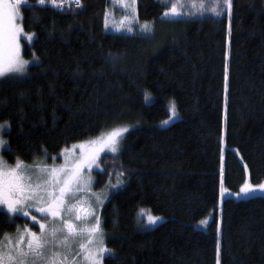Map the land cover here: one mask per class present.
Segmentation results:
<instances>
[{"label": "trees", "instance_id": "obj_1", "mask_svg": "<svg viewBox=\"0 0 264 264\" xmlns=\"http://www.w3.org/2000/svg\"><path fill=\"white\" fill-rule=\"evenodd\" d=\"M80 3L20 6L19 26L34 34L30 43L21 38V54L36 61L25 75L0 80L4 159L50 160L131 125L119 152L100 162L106 170L115 161L125 174L102 209L111 250L102 264H217L218 239L220 264H264V195H232L247 174L252 184L264 181V0H232L219 16L215 0H181L176 17L163 13L177 0L127 9ZM129 12L131 23L122 17ZM170 101L180 117L160 127ZM94 173L104 185L102 171ZM140 208L164 220L141 230ZM209 215L206 229L195 226ZM26 223L0 212V239Z\"/></svg>", "mask_w": 264, "mask_h": 264}, {"label": "snow or ice", "instance_id": "obj_2", "mask_svg": "<svg viewBox=\"0 0 264 264\" xmlns=\"http://www.w3.org/2000/svg\"><path fill=\"white\" fill-rule=\"evenodd\" d=\"M40 5L46 2L51 3L52 7L63 10L65 3H74L77 7H82L80 0H36ZM114 7H124L127 9L135 5L137 0H110ZM163 7H167L171 0H159ZM220 6V10L213 7L211 11L219 16L225 10L231 8L232 0H215ZM29 0H0V79L13 76L23 75L26 66L30 61L21 56V38L31 42L34 34H25L22 26H17L14 22L17 17L20 18V6L26 5ZM181 0L177 4H172L170 11L164 12V17H176L184 15L177 10ZM189 4L195 7L196 0H189ZM203 7V0H201ZM124 20H135V17L125 15ZM124 21L115 27V31H121ZM110 27L107 13L105 14V29ZM145 33H151V25L145 23L140 26ZM132 32L131 26L126 29ZM33 59H36L33 57ZM225 80L227 81V65L225 67ZM227 90V85H226ZM147 99V95H146ZM172 115L164 124L169 123L176 116L175 104L170 109ZM6 128L0 125V131ZM129 131L128 127H118L109 131L101 141V147L98 148L94 155L88 160H81L72 170L64 168L57 169L55 166L49 167L45 162H34L31 165L25 164L22 160L17 159L14 166H10L7 161L0 158V212L9 216L10 219L16 217L30 218L32 226L39 224V234L28 229L27 225L24 232L17 228L19 234L17 239L11 236H4L0 239V264H102V260L111 254L107 247H99L96 251H90L84 243L77 239L84 238L85 229L79 228L73 222L72 214L75 212L74 221H88L90 217L95 218V223L86 229L90 237L99 234L102 237L100 229L101 220L95 215V211H88L83 207L77 209L76 204L69 203L70 200L76 199V194L81 191L78 186L82 178L81 170L85 167L92 169L93 166L99 167L97 163L99 156L107 149L112 153L118 151V146L125 133ZM95 143V141H93ZM7 144L6 141L0 140V148ZM53 160L56 158L53 157ZM247 171V166L245 165ZM63 173V175H61ZM122 181L110 185L116 188ZM256 191L264 192V184L253 185L248 181L240 187L239 192L232 193L237 197H247ZM227 189H223L221 195H225ZM105 198H107L105 196ZM97 203H103L99 196L96 197ZM37 204L46 206L37 207ZM39 213L40 219L49 220L53 225L50 229L47 224L39 223L36 215H31L32 211ZM143 211V210H142ZM83 212L84 215L80 213ZM69 217V218H66ZM161 218L157 216H148V223L155 225ZM59 221V225L55 224ZM201 225L207 224V221H201ZM65 229L67 230L65 232ZM219 233V228L217 230ZM47 233V235H45ZM103 244L102 238L99 241ZM88 243H92L89 239ZM78 244V247H77ZM221 244L217 240V264H220Z\"/></svg>", "mask_w": 264, "mask_h": 264}, {"label": "rangeland", "instance_id": "obj_3", "mask_svg": "<svg viewBox=\"0 0 264 264\" xmlns=\"http://www.w3.org/2000/svg\"><path fill=\"white\" fill-rule=\"evenodd\" d=\"M127 3L130 4V0H127ZM127 15L132 16V12L127 13ZM122 17L124 18L125 14ZM14 22L17 24V26H19L18 17L16 18V20ZM28 43H30V42H28ZM21 56H22V54H21ZM23 59H25V58H23ZM25 60L30 61V63L26 66V70H27V67L31 63L36 61V59H33V58H29V59H25ZM25 73H26V71H25ZM25 73L23 75H25ZM23 75H15V76H23ZM172 104H174V103L171 102V101L168 102L169 116L172 115V113L170 111ZM175 111H176V108H175ZM169 116L165 120H168ZM179 117L180 116H179L178 112L176 111V116L172 120H170L169 123L164 124L163 121H165V120H163L160 123H158V126H160V127L169 126L171 123H173L174 121L179 119ZM5 124H6V128H4L2 131H0V140H4V141L7 142V138L5 136V133L7 131L8 125L5 122L0 124V125H5ZM118 127H128L129 130L132 128L131 125H129V126L128 125L116 126V127L112 128V129L104 131L103 133H101L98 136L91 137V138H89L87 140H84V141H81V142L73 143L70 146L63 148L57 154L51 155L50 156V160L48 158L47 159L38 158V159H36V160H34L32 162H24V161L23 162L25 164L31 165L34 162L43 161L49 167L55 166L57 169L64 168L66 171L67 170H72L77 165V163L79 161L90 159L94 155L95 151L98 148L101 147V141H102L103 137L109 131H111V130H113L115 128H118ZM125 134H124V136H125ZM93 141H95V143H93ZM121 141L119 143L118 151L116 153H118L120 148H121ZM6 147H7V144L4 147L0 148V158H2L3 160H5V159H4V156H3L2 152H3V150ZM107 153L108 154H116V153H112L111 151H108L107 149H105V151L100 154L99 159L97 161V163L99 164L98 168L93 166L92 169H89V168L85 167V168H83L81 170L82 178H81L80 183L78 185L81 188V191L76 194V199L75 200H70L69 201V203H71V204H76L77 209L83 207L84 209H86L88 211H93L94 210L95 211V215L99 216V218L101 220L100 229H101V232H102V237L99 234H97L95 237H90L88 235L86 229L89 228L91 226V224L95 223V218L94 217H90L88 221L76 222V221H74L75 212L72 214L73 222L76 223L79 228L85 229L84 238L80 239L78 237L77 239L79 240L80 243H84L87 249H89L90 251H93V252L96 251V249L99 248V247H107L106 244H105L106 232L102 228V219H103V217H102V209H103V206L105 205V203L107 202L109 196L111 195V193L113 191H115L116 189L121 188L125 184V180H124V175L125 174H124L123 168H118L117 169V165H116L115 161H112V163H108L107 162L106 163V165H107V169L106 170L104 168H102V167H104V166H102V164L100 165V162L102 161L103 156L106 155ZM53 157H55L56 159L53 160L52 159ZM15 162H13V163H8L7 162V163L10 166H14ZM96 170H101L102 171L103 180H105V182L103 181L104 185H98V186L95 185L96 175H95L94 171H96ZM61 175H63V173H61ZM118 181H122V183L119 184L118 187H116V188L110 187V185L117 184ZM245 181L249 182L248 174H247V177H246ZM260 184H264V181H262ZM253 185H259V184H253ZM237 192H239V190L236 191L235 193H237ZM252 195H264V192L256 191L254 193H251L249 196H252ZM97 196H99L100 200L103 201V203H97V201H96V197ZM105 196L107 198H105ZM235 197L236 198H242L244 196H241V197L235 196ZM36 206L37 207H43V206H46V205L37 204ZM80 214L84 215L83 212H81ZM31 215H36L37 219L39 220V223L47 224L49 226V229L53 226V225L49 224V220H51V217H49V220L40 219L39 213H36L34 210L31 212ZM149 215L157 216V215H153L147 208H140V209L137 210V225H138V227L141 230L151 229V228H153L154 226H156L157 224H159L160 222H162L164 220L163 216H157V217H160L161 219L155 225H151V224L148 223V216ZM23 218H25V217H23ZM66 218H69V217H66ZM210 218H211V215L205 217L204 219H202L198 223H196L195 226L197 228H200V229H206L207 224L210 221ZM25 219L28 221V223L24 224L22 227H19L20 231L24 232L25 227L27 225V227H28V229L30 231L37 232L39 234V224H36L35 227H33L32 226V222L30 221V218H25ZM205 220L207 221V224L201 225L200 222L201 221H205ZM59 223H60L59 221H55L56 225H59ZM66 231L67 230L65 229V232ZM45 235H47V233H45ZM9 236L13 237L14 239H17L19 234L16 231L14 234H11ZM101 238L103 240V244H101L99 242ZM89 239L92 240V243H88ZM77 247H78V244H77ZM84 264H88V262L85 261Z\"/></svg>", "mask_w": 264, "mask_h": 264}, {"label": "built area", "instance_id": "obj_4", "mask_svg": "<svg viewBox=\"0 0 264 264\" xmlns=\"http://www.w3.org/2000/svg\"><path fill=\"white\" fill-rule=\"evenodd\" d=\"M65 4H74V3H71V2H68V3H65ZM75 5V4H74ZM76 6V5H75Z\"/></svg>", "mask_w": 264, "mask_h": 264}]
</instances>
